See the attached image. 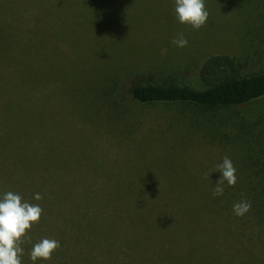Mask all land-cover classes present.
<instances>
[{
    "label": "rangeland",
    "instance_id": "374dc122",
    "mask_svg": "<svg viewBox=\"0 0 264 264\" xmlns=\"http://www.w3.org/2000/svg\"><path fill=\"white\" fill-rule=\"evenodd\" d=\"M205 6L194 30L175 0H0V116L43 142L56 188L112 192L154 227L193 225L181 253L183 238L172 243L180 264H264V97L200 116L131 95L134 84L204 86L213 55L243 74L264 68V0ZM10 27L32 43L27 56L8 51ZM181 32L184 48L172 42ZM225 156L238 182L213 196ZM245 199L250 211L236 216Z\"/></svg>",
    "mask_w": 264,
    "mask_h": 264
},
{
    "label": "trees",
    "instance_id": "16d2710c",
    "mask_svg": "<svg viewBox=\"0 0 264 264\" xmlns=\"http://www.w3.org/2000/svg\"><path fill=\"white\" fill-rule=\"evenodd\" d=\"M7 19L4 16L10 26ZM13 31L18 29L2 31L4 42L15 39L8 51L27 56L32 43ZM239 67L229 55H213L199 72L204 86L134 84L131 95L140 103L191 105L200 116L209 115L202 111L234 108L264 97V68L243 74ZM8 122L0 116V198L11 191L43 209L40 221L23 238L22 264H180L187 236L196 232L193 225L188 224V230L186 223L163 221L154 227L131 215L122 198L112 192L56 188L43 142ZM37 193L41 200L34 198ZM44 238L58 240L61 247L51 260L33 262L31 249ZM179 239L183 243L176 253L172 243Z\"/></svg>",
    "mask_w": 264,
    "mask_h": 264
},
{
    "label": "clouds",
    "instance_id": "9594fccd",
    "mask_svg": "<svg viewBox=\"0 0 264 264\" xmlns=\"http://www.w3.org/2000/svg\"><path fill=\"white\" fill-rule=\"evenodd\" d=\"M175 13L181 24L191 25L194 30L205 26L210 15L205 0H175ZM172 42L180 48L188 45V40L182 32ZM216 171L222 173V178L217 181L212 194L222 196L225 182L230 187L237 184V170L233 161L225 156L222 163L217 165ZM34 198L41 200L42 196L37 193ZM251 207V202L245 199L233 205V212L236 216L243 217ZM42 214L43 209L40 205L23 201L19 194L11 191L4 193L0 198V264H22L23 238L27 236L33 225L40 221ZM60 247L58 240L44 238L33 246L30 258L33 262L38 259L51 260L54 252Z\"/></svg>",
    "mask_w": 264,
    "mask_h": 264
}]
</instances>
